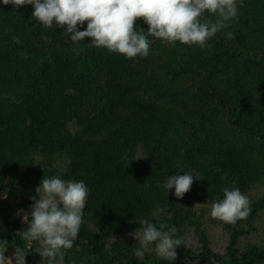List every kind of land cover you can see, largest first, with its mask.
<instances>
[{
    "label": "trees",
    "instance_id": "trees-1",
    "mask_svg": "<svg viewBox=\"0 0 264 264\" xmlns=\"http://www.w3.org/2000/svg\"><path fill=\"white\" fill-rule=\"evenodd\" d=\"M32 12L31 5H0L5 247L24 248L25 264H41L36 242L18 235L27 227L17 214L30 211L43 177L59 176L89 190L64 264H168L154 251L134 254L131 233L143 218L178 229L185 243L175 264H264V243L240 247L264 210V193L246 219L221 222L227 244L219 252L201 208L222 199L226 187L264 189V0L238 7L231 40L217 34L201 49L149 37V55L130 60L91 46V38L74 44ZM135 28L147 34L142 18ZM186 171L199 179L178 200L163 184ZM191 232L196 248L186 241Z\"/></svg>",
    "mask_w": 264,
    "mask_h": 264
},
{
    "label": "clouds",
    "instance_id": "clouds-1",
    "mask_svg": "<svg viewBox=\"0 0 264 264\" xmlns=\"http://www.w3.org/2000/svg\"><path fill=\"white\" fill-rule=\"evenodd\" d=\"M243 4L244 0H0V5H12L14 9L31 5L32 20L45 28L65 29L64 33L70 34L74 44L91 38L88 43L91 46L129 60L149 55V37L165 44L179 42L201 49L208 47L217 34L231 40L234 33L227 30ZM206 13L215 19L202 20ZM141 18L148 25L147 34L134 29L135 22ZM13 39L19 42L18 38ZM194 178L199 179L192 171L174 174L167 178L163 188L168 195L174 189L173 195L180 200L190 191ZM88 194L83 181L59 176L43 177L35 188V195L30 197L33 202L30 211L22 217L27 228L18 235L23 241L36 242L34 250L42 258L41 264L45 261L64 264L65 252L78 237ZM0 198L7 199V191ZM250 203L239 188L226 187L223 198L212 202L210 216L223 224L234 225L250 215ZM135 222L140 227L131 233L138 240L134 254L143 258L147 252L154 251L158 258L175 264L177 249L185 243L178 229L147 218ZM6 244L0 241L3 249L0 264L6 261L13 264V259L15 264H25L24 248L16 247L13 259H7Z\"/></svg>",
    "mask_w": 264,
    "mask_h": 264
},
{
    "label": "rangeland",
    "instance_id": "rangeland-1",
    "mask_svg": "<svg viewBox=\"0 0 264 264\" xmlns=\"http://www.w3.org/2000/svg\"><path fill=\"white\" fill-rule=\"evenodd\" d=\"M263 193H264V189L257 187L245 195L248 196L250 202H253L257 200ZM201 208L205 213L204 216L205 227L209 232L213 249L218 252L223 251L227 244V233L224 231L221 222L213 219L210 216L211 204L201 206ZM27 213H29V211H19L17 216L22 219L23 215ZM25 226L27 227V224H25ZM254 226L255 229L252 230L249 235L241 238L240 240L241 248H244L248 243L258 244V245L264 243V210L261 211V213L256 218ZM186 241L190 246L194 248L197 247L196 238L194 237L192 232L187 234ZM0 251H3V249H0ZM14 254L15 253L9 249H6L4 253L7 259H13ZM5 264H12V261H6ZM13 264H15L14 259H13Z\"/></svg>",
    "mask_w": 264,
    "mask_h": 264
}]
</instances>
